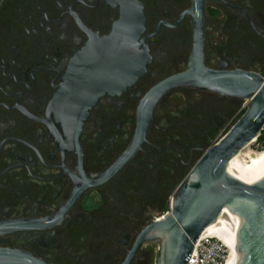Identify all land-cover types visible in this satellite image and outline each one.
Listing matches in <instances>:
<instances>
[{"label": "flooded vegetation", "instance_id": "af4514ba", "mask_svg": "<svg viewBox=\"0 0 264 264\" xmlns=\"http://www.w3.org/2000/svg\"><path fill=\"white\" fill-rule=\"evenodd\" d=\"M199 13L208 69L264 77V0H0V264H122L170 210L250 105L195 87L148 97L189 69ZM152 105L146 141L114 168Z\"/></svg>", "mask_w": 264, "mask_h": 264}, {"label": "water", "instance_id": "95a60500", "mask_svg": "<svg viewBox=\"0 0 264 264\" xmlns=\"http://www.w3.org/2000/svg\"><path fill=\"white\" fill-rule=\"evenodd\" d=\"M135 7L139 10L137 15L141 35L145 19L142 6L135 4ZM66 80H69L68 75ZM177 87L205 88L249 100L250 105L229 131L210 146L194 165L173 193L170 210L161 219L152 220L139 233L122 264H131L138 250L147 243L159 245L155 264H187L197 240L226 209L233 213L240 229L238 264H264V171L243 177H234L228 172L230 160L257 140L264 130V77L254 72H217L208 69L204 64L202 18L199 13L189 69L159 84L148 97L157 95L158 99L164 92ZM68 90L66 85L65 112L75 114L77 111L70 103ZM153 110L154 105L145 122L138 123L131 147L114 168L122 167L140 150L146 141ZM82 113L85 114V111ZM7 253L15 257L18 252ZM22 257L25 259V256ZM6 264L25 263L9 261Z\"/></svg>", "mask_w": 264, "mask_h": 264}, {"label": "bare ground", "instance_id": "6f19581e", "mask_svg": "<svg viewBox=\"0 0 264 264\" xmlns=\"http://www.w3.org/2000/svg\"><path fill=\"white\" fill-rule=\"evenodd\" d=\"M246 148L233 157L228 164V172L234 177L255 176L264 171V150L256 156H249L243 153ZM208 234H215L228 248L229 255L225 264H238L240 229L235 216L229 209L224 210L217 221L202 235Z\"/></svg>", "mask_w": 264, "mask_h": 264}, {"label": "built area", "instance_id": "2783aa9c", "mask_svg": "<svg viewBox=\"0 0 264 264\" xmlns=\"http://www.w3.org/2000/svg\"><path fill=\"white\" fill-rule=\"evenodd\" d=\"M171 204L172 198L170 207ZM228 255V248L215 234L201 235L194 245V250L187 264H225Z\"/></svg>", "mask_w": 264, "mask_h": 264}, {"label": "rangeland", "instance_id": "374dc122", "mask_svg": "<svg viewBox=\"0 0 264 264\" xmlns=\"http://www.w3.org/2000/svg\"><path fill=\"white\" fill-rule=\"evenodd\" d=\"M263 145H264V131L262 132V137L258 140H254L253 142H251L249 144V146H247V148L245 149V151H243L244 154H247L249 156H256L258 153L262 152L263 149ZM249 158V157H248ZM247 158V159H248ZM173 195H171L172 197ZM158 244H155L152 248H153V259H152V264H155L156 261V257H157V253H158Z\"/></svg>", "mask_w": 264, "mask_h": 264}, {"label": "trees", "instance_id": "16d2710c", "mask_svg": "<svg viewBox=\"0 0 264 264\" xmlns=\"http://www.w3.org/2000/svg\"><path fill=\"white\" fill-rule=\"evenodd\" d=\"M264 131V130H263ZM262 131V132H263ZM262 137V133H261V135L257 138L258 140L260 139ZM263 149H264V145H263Z\"/></svg>", "mask_w": 264, "mask_h": 264}]
</instances>
